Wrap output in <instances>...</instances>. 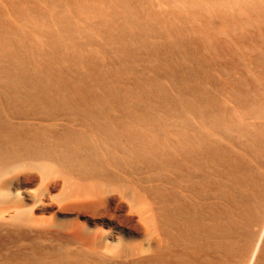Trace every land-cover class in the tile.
Wrapping results in <instances>:
<instances>
[{"label": "bare ground", "instance_id": "obj_1", "mask_svg": "<svg viewBox=\"0 0 264 264\" xmlns=\"http://www.w3.org/2000/svg\"><path fill=\"white\" fill-rule=\"evenodd\" d=\"M261 1H244V10L231 6L229 121L185 118L170 128L133 115L139 102L118 104L127 115L112 117L105 103L82 98L65 72L0 67V86L12 89L6 105L15 109L0 116V166L26 168L25 186L64 191L60 210L74 217L64 228L31 235L25 227L32 220L21 216L28 204L6 201L0 212L8 214L7 239L19 253L0 264H264ZM115 17L119 40L130 17ZM0 52L15 59L25 50L1 39ZM24 86L30 91L21 94ZM22 99L49 115L15 108ZM116 234L121 249L111 255L106 241Z\"/></svg>", "mask_w": 264, "mask_h": 264}, {"label": "rangeland", "instance_id": "obj_2", "mask_svg": "<svg viewBox=\"0 0 264 264\" xmlns=\"http://www.w3.org/2000/svg\"><path fill=\"white\" fill-rule=\"evenodd\" d=\"M129 1V6L119 7L116 0H0V40L16 41L25 50L15 59L0 52V67L65 72V81L82 98L105 103L112 117L127 115L118 104L139 102L141 108L133 115L155 118L170 128L180 126L185 118L229 121L230 11L233 4L246 9L248 0ZM119 13L130 17L129 31L115 40L112 33L117 32ZM2 76L0 72V82ZM19 91L30 89L24 86ZM11 97L12 89L0 86V116L15 111L6 105ZM65 97L72 99L74 93L68 90ZM18 104L15 108L30 116L49 115L23 99ZM214 135L227 146L219 132ZM25 169L10 172L0 166V209L6 201L28 204L21 216L32 220L25 227L31 235L67 226L74 217L60 210L64 191L48 192L39 183L25 186ZM260 171L264 173V168ZM35 197L39 201L33 206ZM0 226V259L18 255L7 239L10 227L4 212ZM120 237L116 234L106 241L112 245L111 255L119 253Z\"/></svg>", "mask_w": 264, "mask_h": 264}]
</instances>
